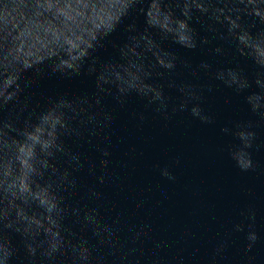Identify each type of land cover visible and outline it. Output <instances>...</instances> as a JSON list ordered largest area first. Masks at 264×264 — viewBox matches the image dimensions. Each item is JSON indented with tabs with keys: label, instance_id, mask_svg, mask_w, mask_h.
Masks as SVG:
<instances>
[{
	"label": "water",
	"instance_id": "obj_1",
	"mask_svg": "<svg viewBox=\"0 0 264 264\" xmlns=\"http://www.w3.org/2000/svg\"><path fill=\"white\" fill-rule=\"evenodd\" d=\"M165 17L187 20L189 46ZM149 89L166 111L138 94ZM102 110L115 119L97 135L91 113ZM33 129L53 147L18 158ZM102 138L111 156L100 185L91 170ZM94 185L100 201L89 198ZM36 197L53 198L55 211ZM93 209L115 223L113 245L85 225ZM49 232L66 249L85 244L92 264H264V0H0V243L17 250L10 264H28L25 246Z\"/></svg>",
	"mask_w": 264,
	"mask_h": 264
},
{
	"label": "clouds",
	"instance_id": "obj_2",
	"mask_svg": "<svg viewBox=\"0 0 264 264\" xmlns=\"http://www.w3.org/2000/svg\"><path fill=\"white\" fill-rule=\"evenodd\" d=\"M169 23L173 24L172 28H169ZM119 22H116V26ZM166 31L172 33L175 37V42L180 44L181 46H189L191 43L190 36H191V29L187 20H175L170 21L168 17H165V24L163 25ZM114 30V28L112 29ZM107 35V32L101 30L100 39L102 40L104 36ZM167 67H171V65H167ZM228 75L231 76V71L228 72ZM218 80H221L225 83L226 86L232 87L233 84L236 83V80L233 79L232 84H229L227 80H224L223 75H217L215 77ZM150 90V89H149ZM234 90H238L235 89ZM152 91L151 95H148L146 91H141L138 94L141 98L149 105H156L154 110L156 111H166V102L163 99L160 92ZM189 99H191L189 97ZM99 104V101H97ZM180 111H184V107L181 106L179 108ZM191 113L194 118L200 117V112L193 107L191 109ZM91 115L94 117L92 123L93 129L95 130V134L99 135L105 129L109 128L113 123L115 117L113 115L112 110H102L100 112H93ZM140 119H143V114H140ZM206 122V121H205ZM35 129L32 131L25 133V145L23 149L18 148V158L27 157L29 161L35 159V147L40 145L42 151H47L48 149L52 148V144L41 143L40 140L35 138ZM111 141L102 138L100 144L97 145V151L100 154V159L98 164H94L92 166V174L97 177L98 184H104L106 180V170L109 165V159L111 156V152L109 150V146ZM178 162V160H177ZM239 163V162H238ZM97 168L100 170L99 175H97ZM27 172L29 174L35 171L34 166H26ZM164 177L174 180L175 177L169 172L167 167L162 170L161 173ZM14 187L17 185L14 183ZM21 192H25L26 190L20 188ZM90 199L100 201L103 198V193L99 192L96 186L92 187ZM39 205L45 209L47 213H52L55 211L57 204L53 198H35ZM249 219H252L254 222V216H249ZM84 223L88 229L91 230L93 237L101 244L111 246L114 244V237L116 235V228L115 223H106L99 219L98 212L96 209H93L91 214H85L84 216ZM250 231L246 234V240L248 241V247L251 248L258 241V235L255 228L252 224L249 225ZM236 231H243L241 225L235 226ZM49 239L44 244H36L33 245L29 243L25 246L26 254L28 258V264H55V258L60 256L61 254H67L71 257V264H92L90 260V252L87 251L86 245L83 243H78L71 249H66L64 242L62 239L59 238L58 234L48 233ZM225 247L224 242H221L218 245L217 251H223ZM16 249L11 248L10 246H5L3 243H0V264H10V260L16 253ZM95 264H105L104 259L101 257L99 260L95 262Z\"/></svg>",
	"mask_w": 264,
	"mask_h": 264
}]
</instances>
